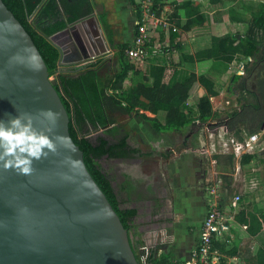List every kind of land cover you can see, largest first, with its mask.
Instances as JSON below:
<instances>
[{
    "label": "trees",
    "instance_id": "obj_1",
    "mask_svg": "<svg viewBox=\"0 0 264 264\" xmlns=\"http://www.w3.org/2000/svg\"><path fill=\"white\" fill-rule=\"evenodd\" d=\"M133 11L134 20H141V8L138 0H128ZM167 0H150L153 14L160 16ZM4 4L20 21L30 34L33 42L42 55L49 75H55L54 87L69 115V132L74 143L83 152V159L90 174L105 193L107 199L118 214L123 226L130 230L131 221L136 213L135 208L122 207L112 186L111 178L103 169L102 158L132 157L135 146L129 142V134L123 133L111 140L108 135L117 133L115 114L128 117L139 116L146 120L159 133L180 132L189 124L207 126L209 129L222 127L237 140L245 135L258 133L264 123V2L260 3L246 22L244 32L226 33L213 36L208 47L195 54H184L183 60L193 62L212 59L231 63L239 61L243 74L234 73L226 87L228 105L221 111L214 109L210 97L219 94V89L212 76L196 74L192 70L174 69L166 75L167 61H151L146 67L141 80L124 85L130 73H139L131 62L126 49L132 39L116 46L115 70L99 73L100 60L97 58L82 66L65 63L63 69L59 60V47L48 37L64 27L88 15L92 11L91 0H3ZM181 5H175L177 10ZM176 14V11H174ZM233 19V18H232ZM98 20L111 39L112 30L106 19V13H100ZM179 24L177 19L174 20ZM236 21H240L237 19ZM191 20L184 26L187 28ZM138 30L134 24L133 37ZM163 34H161L162 37ZM178 33L170 29L169 45L161 50L176 47ZM150 38L148 48H154ZM161 46V45H160ZM180 48V47H179ZM197 85L205 89L198 96ZM149 111L153 116L145 113ZM202 148V146H201ZM261 156L264 161V149L260 152L243 153L239 162L245 164ZM218 162L233 164L234 155L215 154ZM236 218L244 223L248 231L257 233L264 227V209L260 212L240 210ZM224 241H213V248L224 250ZM136 258L141 260L137 246L134 245ZM264 250H258L253 257V264H264ZM150 264H173L169 254L156 258L148 256ZM179 264L178 262H176ZM175 263V264H176ZM221 264V263H218Z\"/></svg>",
    "mask_w": 264,
    "mask_h": 264
},
{
    "label": "water",
    "instance_id": "obj_2",
    "mask_svg": "<svg viewBox=\"0 0 264 264\" xmlns=\"http://www.w3.org/2000/svg\"><path fill=\"white\" fill-rule=\"evenodd\" d=\"M96 23L91 12L60 31L69 42L58 45L59 64L93 61L114 50ZM54 84L30 34L0 0V119L29 113L36 127H51L55 144L28 175L0 168V264H140L131 234L70 136ZM47 109L57 114L54 124L43 115Z\"/></svg>",
    "mask_w": 264,
    "mask_h": 264
},
{
    "label": "crops",
    "instance_id": "obj_3",
    "mask_svg": "<svg viewBox=\"0 0 264 264\" xmlns=\"http://www.w3.org/2000/svg\"><path fill=\"white\" fill-rule=\"evenodd\" d=\"M91 2L94 7L96 5L95 12L106 13L111 30L119 28L121 24L127 26L131 18L134 21L132 7L128 0H101L100 2L91 0ZM262 2L264 0H167L160 16H158L164 20L162 21L165 24V30L163 29L159 33L151 32L150 38L153 39V46L158 52L162 43H165L166 46L169 45V34L172 28L178 33L175 39L178 47L172 45L169 47L170 49L163 50L161 55L160 53L150 55L145 60L144 64L147 63V65L144 67L148 66L150 59L160 55L159 57L162 58L158 62L167 61L166 72L170 75L174 69L184 67L183 69L192 70L196 74H207L214 77V74H217L210 70V66L213 63H219L218 60L195 59L191 62L183 60L182 56L195 54L198 50L208 47L213 36L244 32L247 28L246 22L250 19L254 9ZM175 5H181V7L174 10ZM97 6H103L104 10L99 9L101 10L99 11ZM175 19L179 21V24L175 23ZM237 19L240 21H236ZM188 20L191 22L186 28L184 24ZM86 27L90 30L88 24ZM81 30L85 32L86 29L82 27ZM60 31L53 34L52 41L56 45L67 46L69 34ZM161 34H163L162 37ZM127 36L133 39L132 32ZM111 38L113 37L111 36ZM173 52L179 54L181 60H171ZM65 63L60 67L64 69ZM72 66H81V64H72ZM219 91V94L223 93L221 88ZM195 92L201 96L205 93V89L201 85H197ZM224 92L226 93L225 90ZM145 112L149 116H153L149 111ZM126 118L124 119L126 123L123 120L119 123L117 120L116 123L110 125V128L115 127L118 131L114 134L115 136L119 132L121 134L128 133L129 142L135 146L136 151L132 157L111 158L110 165L105 167V171L111 178L112 186L121 206L136 209L132 222L144 237V244L148 246L149 253L154 257L169 254V261L173 264L176 262L195 264L191 259L192 250L199 240L201 222L210 202L214 200L229 217L230 224L228 232L217 238L218 241H224L226 246L224 250L214 248L218 257L216 264H253V257L257 251L264 250V227L252 234L244 223L237 220L236 215L242 209L251 212H260L264 209V161L261 160V156L245 164L239 162L238 156L234 159L233 164H226L216 161L213 156L230 153H214L211 156L210 174L205 175L202 173L204 170L202 166L200 168L197 154L188 145L193 139L200 141L201 138L206 139L208 145V142L210 140L212 142L213 139H210L207 133L198 136L194 129V135L187 131L181 141V145L185 146L176 151L173 144L177 142L178 136L175 134L179 132L159 133L146 121L145 127L143 124V131L133 135L129 123L127 124L129 117L126 116ZM112 139L116 140V138ZM149 141L157 147L155 153H152L150 149H145V145H149ZM161 154L164 156L163 160L159 157ZM147 156L150 165L144 159ZM254 162H257L258 166ZM217 170L224 175L229 173L228 175H231L233 179L239 177L237 185L239 187L235 192H240L242 180H248L250 177L257 181L258 186L253 190L242 192L238 206L231 208L228 203L225 204L224 196L212 197L215 192L212 194L211 188L215 187L211 184L203 186L204 180L208 181L212 173ZM232 182L235 184L234 180ZM199 185L203 186L205 190L201 189ZM215 199H218V202Z\"/></svg>",
    "mask_w": 264,
    "mask_h": 264
},
{
    "label": "rangeland",
    "instance_id": "obj_4",
    "mask_svg": "<svg viewBox=\"0 0 264 264\" xmlns=\"http://www.w3.org/2000/svg\"><path fill=\"white\" fill-rule=\"evenodd\" d=\"M97 1L100 2L101 0H97ZM95 8H96V5L94 7V4L92 3V11L91 12H94L96 14V17L98 18V15L101 12H95L94 11ZM97 8H98V10L99 9L104 10L103 6H97ZM101 10H99V11H101ZM151 10H152V8H151ZM150 13L153 14V11H151ZM161 20H163V19L161 18ZM163 21H161V23H159L155 27L154 31H152L151 26H150V22H148L147 25L150 27L149 31L154 32V33L155 32L159 33L161 30H163V29L165 30V24L163 23ZM98 24L96 23L97 30L99 31L100 34L102 33V36H105L106 35V31L104 30V28L102 27V25L100 23H98ZM134 24H135V20L133 21V18H131L129 23L127 24V26L125 24H121L119 26V28L117 27V28L112 29V37L115 39V41L111 40V42H113L114 45L117 46V45H119V44H121L123 42H126V41L130 40L131 37L129 38V36H127V35L129 33H131V32L133 33ZM163 46H166L165 43L161 44V46L158 48V52H156V53H160V55H161V53L163 51L161 49H163ZM173 53H172L173 57H171V60H177V59L181 60L179 54L177 55L175 52H173ZM159 56L156 57V58L150 59L149 63L151 61L158 62L160 60V58H162V57H159ZM108 57H110L109 60H107ZM104 58L106 60H103ZM98 59L100 60L99 73L103 74L106 71L112 72V71L115 70L116 50L115 51L112 50L111 52L106 53L105 55H102V56L98 57ZM87 62H89V61H86V63ZM172 62H174V61H172ZM79 64H81V66L83 65L82 63H79ZM146 65H147V63H146ZM146 65L144 63L143 64L137 63L136 67L138 68L139 73H136V74L130 73L128 78H127V80L125 81L124 85L127 86V85L131 84L132 82H134L136 80H141L143 73L146 71V68L144 67ZM183 68L181 70H184ZM210 70L214 71V73L217 74V75L214 74V77L213 76L212 77L216 81L217 86L220 87L222 89V91H223V93L219 94L218 96L216 95V96L210 97V100L212 102V106H213L214 109L216 108L217 110H221L222 111L228 105V102L225 101V98L227 97V94L224 92V90H226V87L230 84V79H231L232 75L234 73L243 74L244 71H243V68L239 67V61H237V60H234L231 63H223L222 61H219V63H217V64L213 63V65L210 66ZM166 75L169 76L170 73L166 72ZM54 76L55 75H51L50 77L54 78ZM221 108H223V109H221ZM145 113L147 115H149L147 112H145ZM114 116H115L116 120H118L119 123H121L122 120L124 121V119H127L126 115H122V114H115ZM124 123H126V120L124 121ZM128 123L130 125L132 134L136 135L139 131H143L142 130L143 129V124H144V127H145L146 120H144L143 118H141L139 116H132V117H129V120L127 121V124ZM193 129L198 134V136L202 135V134L204 135L206 133L208 135V131L210 133H214L211 136V139H213V141L216 142L215 146H217V149H218L219 145H218L217 142L219 141V139L221 138L222 133H223L221 131L222 129L220 127H217L214 130V129L207 128V126H205V125L200 127V126H196V125H193V124H189L187 129L182 130V132H179L178 134H175V135L178 136L177 142L173 144L174 145V149L176 151H179L182 147L185 146L184 144H183V146L181 145V141L184 139L183 136H184V134H186L187 131L191 132L194 135L195 132H193ZM119 133H118V135H119ZM172 135H174V134L172 133ZM227 135L228 134H225L223 136L225 137ZM107 136L111 140H113L112 138H116L117 137L114 134H112V135H108L107 134ZM190 143L191 144H189L188 147H192L194 149L193 152H195L197 154L196 156L198 157V162H199L200 168L202 166V168L204 169L202 171V173L205 174V175L210 174L209 172L212 169V167H211V159H212V157L211 156H212V154H214L216 152L213 151L211 153V151H209V149L207 147V144H206V139L203 140L201 138L200 141H199V139H198V141L196 139H193L192 142H190ZM148 144L149 145H147V144L145 145V149H150L152 151V153H155V151H157V147L153 146L150 141L148 142ZM201 146H202V150H201ZM161 148H164V147H161ZM256 148L257 149L255 150V152L261 151V150L264 149V128H262L261 131H260V136H259V140L257 142V147ZM209 153H210V155H209ZM156 154H158V152H156ZM233 155H234V159L238 157V155H235V154H233ZM159 157H160V159L162 158V160L164 158V156L162 154H161V156L159 155ZM148 158L149 157L147 156L144 159L150 165V162L148 161ZM110 162H111V158H106V159L102 158L100 160V163H101L103 169H105V167L107 165H110ZM147 163H146V166H148ZM254 163H256V165L258 166L257 162H254ZM202 173H200V174L202 175ZM228 174L229 173L224 175L219 170H217L215 173H212V176H210L208 178V181L204 180V183H203L204 187L206 186V184H211L213 187H215L214 189H216V190H215L214 195H212V197L214 196L216 198L217 195H218V198H219V196L220 197L224 196L225 204H227V203L229 204L230 203L229 199L236 193L235 191L237 190V187H239V186H237L239 177H237V179H233L232 176L228 175ZM232 180H234L235 184H233ZM228 184H230V185H228ZM199 186H201V185H199ZM203 186H201V189L203 188L205 190V188ZM212 186H210V187H212ZM211 189H213V188H211ZM215 200H217V202H218V199H215ZM202 222H203V220H202ZM202 222H201V224H202ZM129 233L131 234L132 241L134 242L133 244H135V246H137V249H138L139 253L141 254V260H142V262L144 264H150L149 261H148V256L149 255H151V258L158 257V256L154 257L152 254L149 253L148 248H147L148 246H146L144 244V242H145L144 237L141 236V233L136 229V226H135V224H133L132 221H131V227H130Z\"/></svg>",
    "mask_w": 264,
    "mask_h": 264
},
{
    "label": "built area",
    "instance_id": "obj_5",
    "mask_svg": "<svg viewBox=\"0 0 264 264\" xmlns=\"http://www.w3.org/2000/svg\"><path fill=\"white\" fill-rule=\"evenodd\" d=\"M141 8V20L136 21L138 24V30L136 35L133 37L131 45L126 49V55L128 59L135 65L137 63L143 64L150 55L155 54L157 51L155 48L151 50L148 48V42L151 37L150 27L147 25L150 22L152 31L155 27L161 23V19L150 13L151 3L150 0H138ZM222 130V136L219 139L218 149L215 141L211 140L208 142L209 151H215L216 153L225 152L238 155L247 152L252 153L257 149V142L259 140L260 132L246 135L242 140H237L233 136L229 135L226 130L220 127ZM214 133L208 131V136ZM228 134L227 136H223ZM202 150V148H201ZM258 183L252 177L248 180H242V190L236 192L230 199V207L235 208L238 206L242 192L250 191L257 188ZM214 189L211 190L213 194ZM230 227L229 217L225 214L224 210L220 208L215 201H211L210 205L206 211L205 217L200 227V236L197 245L192 250L191 259L195 264H216L218 262V257L216 255V250L213 248V241L217 240L224 233L228 232Z\"/></svg>",
    "mask_w": 264,
    "mask_h": 264
},
{
    "label": "clouds",
    "instance_id": "obj_6",
    "mask_svg": "<svg viewBox=\"0 0 264 264\" xmlns=\"http://www.w3.org/2000/svg\"><path fill=\"white\" fill-rule=\"evenodd\" d=\"M43 115L52 124L55 123L56 113L51 109L43 110ZM38 128L29 113L9 115L7 121L0 119V168L13 169L21 175L33 171L34 160L55 150V144L49 132Z\"/></svg>",
    "mask_w": 264,
    "mask_h": 264
},
{
    "label": "flooded vegetation",
    "instance_id": "obj_7",
    "mask_svg": "<svg viewBox=\"0 0 264 264\" xmlns=\"http://www.w3.org/2000/svg\"><path fill=\"white\" fill-rule=\"evenodd\" d=\"M105 37L107 38L108 41H111V40L115 41L114 38L108 39V35H107V34L105 35ZM115 50H116V46H115V48H114V51H115ZM109 59H110V57L107 58V60H109ZM103 60H106V59L104 58ZM133 243H134V242H133ZM134 245H135V244H134Z\"/></svg>",
    "mask_w": 264,
    "mask_h": 264
}]
</instances>
